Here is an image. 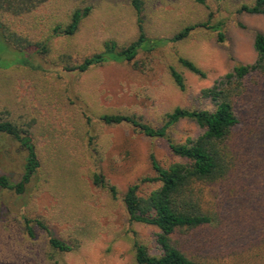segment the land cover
Masks as SVG:
<instances>
[{"label":"rangeland","instance_id":"rangeland-1","mask_svg":"<svg viewBox=\"0 0 264 264\" xmlns=\"http://www.w3.org/2000/svg\"><path fill=\"white\" fill-rule=\"evenodd\" d=\"M142 1L149 37L170 38L211 19L223 24L225 41L198 26L181 41L140 52L136 66L108 62L81 72L67 67L103 51L106 41L123 47L137 38L133 0H47L22 15L0 11V24L15 41L9 49L0 35V119L29 130L41 162L22 195L6 191L0 196V264H135V241L158 252L157 229L131 223L121 199L95 185L93 175L103 173L122 195L141 178L155 175L151 154L164 166L179 158L165 140L131 124H105L99 117L136 115L159 127L176 107L214 110L203 90L235 66L256 60L254 39L264 34V14L239 12L254 0ZM87 6L92 9L75 35H53L55 25H67L75 9ZM44 43L45 54L40 51ZM180 58L191 60L206 75L191 72ZM171 66L183 74L184 89L174 82ZM169 133L173 141L185 142L202 129L182 119ZM24 161L20 145L0 135V175L18 181ZM155 187L142 183L140 193ZM23 216L42 219L73 250L53 249L39 227L36 239L29 238Z\"/></svg>","mask_w":264,"mask_h":264},{"label":"trees","instance_id":"trees-1","mask_svg":"<svg viewBox=\"0 0 264 264\" xmlns=\"http://www.w3.org/2000/svg\"><path fill=\"white\" fill-rule=\"evenodd\" d=\"M46 1L0 0V11L22 15ZM196 1L205 3L206 0ZM132 3L137 15V38L123 47L114 40L106 41L103 51L67 69L84 72L108 62L136 66L140 52L181 41L198 26L216 32L218 40L225 41L223 24H212L211 19L188 25L170 38L149 37L144 27V3L142 0ZM91 9L90 6L75 9L67 25L53 27V35H75ZM239 12L264 14V0L243 4ZM0 28H3L1 24ZM3 30L1 41L10 49L9 45L15 42L14 34ZM15 40L20 42L19 38ZM254 45L257 58L253 63L235 66L212 87L203 90V95L213 102L214 110L176 107L165 115L159 127L145 123L136 115L111 113L99 117L105 124H131L149 137L165 140L172 154L179 158L164 166L151 154L155 175L141 178L122 195L115 185L107 182L103 173L93 175L95 185L106 188L113 199H121L131 223L157 229L158 252L153 253L146 245L135 241V264H264L263 33L255 35ZM41 49L43 54L47 53V43ZM180 62L191 72L206 75L191 60L180 58ZM170 74L176 85L184 89L183 74L173 66ZM182 119L195 121L202 133L185 142L173 141L169 130ZM0 135L15 141L25 151L23 172L18 181L0 175V196L6 191L22 195L41 165L35 143L28 129L10 120L0 119ZM142 183L156 187L148 194H141ZM23 223L29 238L36 239L39 227L48 234L53 249L73 250L74 246L54 235L42 219L23 216Z\"/></svg>","mask_w":264,"mask_h":264}]
</instances>
